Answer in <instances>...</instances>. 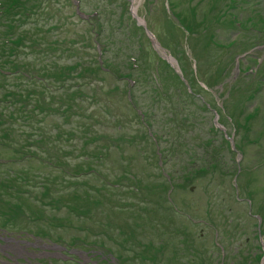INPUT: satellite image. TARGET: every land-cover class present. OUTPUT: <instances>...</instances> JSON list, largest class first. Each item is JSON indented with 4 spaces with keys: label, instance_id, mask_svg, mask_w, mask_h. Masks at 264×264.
Here are the masks:
<instances>
[{
    "label": "rangeland",
    "instance_id": "rangeland-1",
    "mask_svg": "<svg viewBox=\"0 0 264 264\" xmlns=\"http://www.w3.org/2000/svg\"><path fill=\"white\" fill-rule=\"evenodd\" d=\"M169 1L183 18L177 15L182 27L167 11ZM82 2L85 11L98 5L107 9L98 24L109 47L104 57L126 73L134 57L138 68L131 77L96 71L91 25L75 14L73 0H25V17L18 9L11 15H1L0 9V65L12 71L0 76V223L4 217L17 218L7 227L75 247L72 261H56L53 256L60 254L48 239L23 244L13 233L12 240L5 239L9 234L0 230V262L111 264L102 255L107 248L124 260L121 264H264V237L252 215H264V0L134 1L137 14L162 42L157 55L166 52L181 60L187 84L163 62L158 75L150 42L140 41L142 31L127 17L131 2ZM195 18L199 23L191 32ZM20 36L19 45H4ZM136 40L142 42L138 48ZM75 63L94 68L93 73L87 69L79 78L81 66L67 68ZM129 79L137 80L131 86L135 106L129 101ZM77 82L83 83L81 95L78 90L74 95ZM255 86L253 98L246 99L244 87L249 94ZM189 88L202 99L188 95ZM202 102L224 106L227 133H234L228 114L239 120L235 138L243 150L239 164L244 172L234 179L239 155L229 153L218 135L214 144L221 167L194 174L190 185L173 188L169 201L154 145L135 112L147 109L153 121L172 126L179 143L173 153L182 157L166 166L181 174L184 151L214 137L207 132L211 112L200 110ZM253 109L255 119L244 124V115ZM152 123L154 129L159 125ZM115 137L122 138L112 144ZM239 193L243 198L238 200ZM149 244L158 246L152 252L163 246L154 260L138 254ZM7 254L10 263L3 257Z\"/></svg>",
    "mask_w": 264,
    "mask_h": 264
},
{
    "label": "trees",
    "instance_id": "trees-1",
    "mask_svg": "<svg viewBox=\"0 0 264 264\" xmlns=\"http://www.w3.org/2000/svg\"><path fill=\"white\" fill-rule=\"evenodd\" d=\"M107 67H108V66H106V68H107ZM96 71H97V72H104V71L102 70V68H99V66H98V65L96 66ZM111 71H113V70H112V69H110V68H109V69H107V72H109V73H110Z\"/></svg>",
    "mask_w": 264,
    "mask_h": 264
}]
</instances>
